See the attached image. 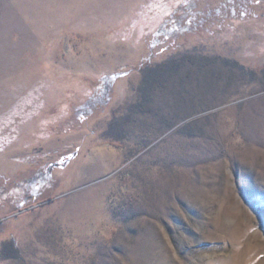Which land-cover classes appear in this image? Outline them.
<instances>
[{
  "label": "rangeland",
  "instance_id": "1",
  "mask_svg": "<svg viewBox=\"0 0 264 264\" xmlns=\"http://www.w3.org/2000/svg\"><path fill=\"white\" fill-rule=\"evenodd\" d=\"M0 264H264V0H0Z\"/></svg>",
  "mask_w": 264,
  "mask_h": 264
},
{
  "label": "bare ground",
  "instance_id": "2",
  "mask_svg": "<svg viewBox=\"0 0 264 264\" xmlns=\"http://www.w3.org/2000/svg\"><path fill=\"white\" fill-rule=\"evenodd\" d=\"M163 10H165V9H163ZM167 12V10H165V11H163V13H166ZM159 18H161V16L159 15Z\"/></svg>",
  "mask_w": 264,
  "mask_h": 264
}]
</instances>
